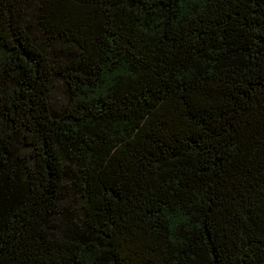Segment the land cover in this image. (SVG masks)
<instances>
[{
	"label": "trees",
	"instance_id": "16d2710c",
	"mask_svg": "<svg viewBox=\"0 0 264 264\" xmlns=\"http://www.w3.org/2000/svg\"><path fill=\"white\" fill-rule=\"evenodd\" d=\"M0 264H264V0H0Z\"/></svg>",
	"mask_w": 264,
	"mask_h": 264
}]
</instances>
